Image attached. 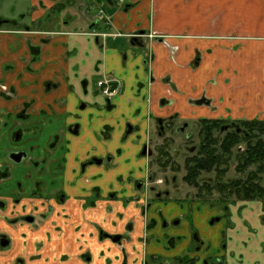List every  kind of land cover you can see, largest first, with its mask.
<instances>
[{
  "label": "crops",
  "instance_id": "crops-1",
  "mask_svg": "<svg viewBox=\"0 0 264 264\" xmlns=\"http://www.w3.org/2000/svg\"><path fill=\"white\" fill-rule=\"evenodd\" d=\"M51 1L13 0L9 11L10 0H0V80L13 95L0 98V134L8 139L14 117H26L23 147L38 148L35 161L50 157L44 190L52 195L46 206L34 200L26 208L46 214L32 225L5 221L21 207L0 213V235L9 240L0 264H264L260 201L238 202L224 217L198 204L146 205V193L130 182L147 178L138 152L158 119L264 121V0H131L127 7L89 0L95 11L88 8L78 26L51 18ZM98 10L121 36L86 34L92 25L103 31ZM138 33L144 37L130 43ZM105 77L121 86L109 110L96 86ZM18 148L0 146V173H9L1 189L29 184L22 168L3 160ZM107 155L110 163L80 171L91 156ZM115 235L119 242L108 238Z\"/></svg>",
  "mask_w": 264,
  "mask_h": 264
},
{
  "label": "flooded vegetation",
  "instance_id": "flooded-vegetation-1",
  "mask_svg": "<svg viewBox=\"0 0 264 264\" xmlns=\"http://www.w3.org/2000/svg\"><path fill=\"white\" fill-rule=\"evenodd\" d=\"M113 2L118 6L127 7L128 5H130L131 0H113ZM99 11H101L102 13L99 14ZM96 16H97V20L95 22V25L96 26L104 25L103 31H100V32L96 31L95 29H93L94 26L92 25L90 27V29L86 32V34H88L89 36H91L93 38H102V39H105L106 37H119V36H121L120 34L110 32L111 17L109 15H107L102 10H98ZM143 34L144 33H138V34L128 36L130 38V43L135 44L138 39L144 37ZM152 38H154V37H152ZM150 62H151V54L148 55V58L146 59V64L149 65ZM149 75L152 76V68L149 71ZM86 86H87V81H84L82 83V87L85 89ZM96 86L98 88L99 94L104 97L105 109L109 110V108L111 106V104H110L111 98H113L115 95H117L121 92V86H120L119 81L113 77L112 78L111 77H105L104 79L97 81ZM12 96L13 95H12L10 88L2 80H0V98L10 99ZM86 103L87 102L81 101L80 107L86 106ZM14 118H15V122L18 124V127L14 129V131L10 134L9 138L6 140L3 138V133L0 134V146L4 145L6 142V144L9 143L11 146L21 148V147H23L24 143L26 142L24 136L27 135V132L23 131V129H25V128H22V126L20 124L21 122H25L26 117L20 113V114L16 115ZM176 118H177V115H171L170 117H168L165 120H162V119L157 120V126H155L154 130L152 131V132L156 133V139L157 140H159L160 137L163 136V132H165V131L173 130L174 134H176L178 132L184 133L185 129H189L190 125L193 127V132H189L187 134V139L188 138L192 139L193 136H195V138L197 139L198 138V130H199V121H201V120L235 121V120L229 119V118H226V119L225 118H221V119H219V118L218 119L199 118L193 122L183 121V123H182L183 127H179V128L174 129L172 122L174 120H176ZM223 128L230 130L231 129L230 122L223 125ZM75 133H77V127L75 129ZM151 133H150V138H149L148 142L146 144H144L138 152L139 157L147 159V169H148L147 178L144 180L130 181V182H133L132 184L138 192L144 191L146 193V199H145L146 205L150 206V205H153L154 203H157V202L162 203V204H168V203L178 204L180 202H184V203H188L189 205L190 204H198V205H201L202 207L205 206V207L210 208L206 199H205L206 200L205 203L192 202L190 199H180V198L171 197V193L169 190L160 189V186L163 183V181L159 177H156V173L151 168V164L156 165V166L159 164V166L162 168H166L167 166H170L171 169H177V168H173V166H175V165H174L172 159L170 158V153H168L166 150H163L166 144H164V145L162 144L160 146H158L157 144H154L155 141H153V138L151 139V135H152ZM128 134H129V131H126L124 136H127ZM57 139H55V140H57ZM196 142H197L196 149L195 148L190 149L189 150L190 154H188L185 157L184 161L188 157H190L193 153H195L197 151V148L199 145V139ZM54 143L55 142L53 141L51 146H53ZM19 148L16 149L15 151L6 152L3 155V160H6L10 165L22 168L23 170L21 172V175L23 174L24 180L27 181L29 184L27 183L28 186L25 188H22L21 183H18V185H16V187H15V190H13V191H9L6 187L5 188L3 187V189L0 188V213H5L9 206H11L13 209H15L16 206L21 207L22 213H17L16 216L13 217V219L5 218V221L7 222V224H16V223L21 222V223H27V224L32 225L36 221H39L42 218H44L46 214L36 215L35 211L38 209V207L35 204L32 206V209L28 213H25L26 208L28 206L32 205L33 204L32 201H34V200H39V201L41 200L42 203L44 204L43 206H46V204L49 203L50 197L52 196V195L45 194V190H44V189H46V186H47V179H45V177L50 175V169L46 168V166H45L46 163L48 162L49 156L44 157L41 160V162L35 161V159L32 158V153H33V151H36L38 148L37 149L36 148L35 149L24 148V147L21 149H19ZM111 158H112L111 155H107L105 157L91 156L89 159H87L86 162H83L80 164V171L83 172L88 166H100V165H103L104 163H110ZM61 168H64V167L61 166ZM173 171H176V170H173ZM183 171H184V174H183V176H184L185 175L184 162H183ZM183 176H182V178H183ZM39 177H41L42 181H39ZM7 178H9V173L7 170H6V172L0 173V182L6 180ZM182 178H181V180H182ZM200 179H201V181H204V180H202V176ZM213 180H212V182H213ZM172 181H173V179H172ZM205 181H207V180L205 179ZM183 183L188 185L184 181H183ZM188 186H190V185H188ZM28 187L29 188L31 187L30 191L27 189ZM190 187L194 188L193 186H190ZM94 188L99 192L101 191V187H99V186L93 187V189ZM194 189L197 190L196 195L199 197L200 195H203V193L200 191H202V189H205V188H200V189L194 188ZM14 191H18V192L14 193ZM214 193H212V194H214ZM56 194H55V196H56L55 200L63 201V199L65 198L64 194L63 193H56ZM112 194L113 193H111L109 195V197H111ZM53 199H54V197H52V200ZM250 201L251 200H244V201L236 200L234 202L231 201L230 203H227V204L222 203L221 206L225 205V207L222 206L223 209H226V208L229 209V207L236 205L238 202H250ZM9 202L11 203V205H9ZM218 204H220L219 201L216 202L215 207H217ZM50 208L51 207L48 206V209H50ZM108 238L110 240H112L113 242H119L120 241L119 235L108 236ZM115 238H118V239L114 240ZM8 241L9 240L6 238L5 235H3V234L0 235V247H6L8 245ZM21 262L22 261L19 260V261H16L14 264H19Z\"/></svg>",
  "mask_w": 264,
  "mask_h": 264
},
{
  "label": "trees",
  "instance_id": "trees-1",
  "mask_svg": "<svg viewBox=\"0 0 264 264\" xmlns=\"http://www.w3.org/2000/svg\"><path fill=\"white\" fill-rule=\"evenodd\" d=\"M231 129L223 128L229 123ZM197 151L184 161L182 180L194 188L217 193L224 201H260L264 208V121L201 120ZM240 177L224 181L230 161ZM177 170V169H173ZM214 174L213 182L201 181L204 174Z\"/></svg>",
  "mask_w": 264,
  "mask_h": 264
},
{
  "label": "rangeland",
  "instance_id": "rangeland-1",
  "mask_svg": "<svg viewBox=\"0 0 264 264\" xmlns=\"http://www.w3.org/2000/svg\"><path fill=\"white\" fill-rule=\"evenodd\" d=\"M10 2H5L4 5L6 6ZM53 1V2H52ZM51 1L50 9L48 10V15L51 18L56 19L60 22H67L69 21L71 25L78 26L80 24L85 23L83 16H85V13H87V9L89 8L92 10V12L95 11L94 7L91 6V4L88 1H81V0H57ZM3 5V4H2ZM3 5V6H4ZM13 2L9 5V11L12 10ZM76 24V25H75ZM163 38V37H161ZM159 38L163 41V39ZM149 39H152V36H149ZM155 39V38H154ZM173 128H179L183 127L182 123L183 120H180L176 118L173 122ZM152 132V131H151ZM189 132H193V127L190 125L189 129H185L184 133H176L174 134L173 130L165 131L163 132V136L160 137L159 140L156 139V133L152 132L151 139L153 138L154 144L165 145L163 150H166L168 153H170V158L172 159L175 166L173 168H177L176 171H173V169L170 168V166H167L166 168H162L159 166V164L152 165L151 168L156 173V177H159L162 179L163 183L160 186V189L162 190H169L171 193V197L174 198H180V199H190L192 202H202L205 203L207 200V203L209 204L210 208H217L221 209V212L223 213V216L225 217V212H227L228 208L223 209L225 205L221 206L218 204V207H215L217 201H221L222 198L219 194L214 193L212 195H207V192L205 189H202L203 195H200L199 197L196 195L197 190L184 184L181 180L184 171H183V162L185 157L190 154L189 150L195 148L197 146V140L195 136L187 139V134ZM155 176V175H154ZM237 177H240L239 174L235 171V160L232 159L229 163V170L227 171L226 175L223 177L224 181H230L232 179H235ZM164 178V179H163ZM173 179V181H172ZM205 179L209 182H212L214 179V174H204L202 176V180L205 181ZM206 199V200H205ZM234 197H230L228 200L226 199L223 204L230 203Z\"/></svg>",
  "mask_w": 264,
  "mask_h": 264
},
{
  "label": "built area",
  "instance_id": "built-area-1",
  "mask_svg": "<svg viewBox=\"0 0 264 264\" xmlns=\"http://www.w3.org/2000/svg\"><path fill=\"white\" fill-rule=\"evenodd\" d=\"M102 12L101 11H99V14H101Z\"/></svg>",
  "mask_w": 264,
  "mask_h": 264
},
{
  "label": "water",
  "instance_id": "water-1",
  "mask_svg": "<svg viewBox=\"0 0 264 264\" xmlns=\"http://www.w3.org/2000/svg\"><path fill=\"white\" fill-rule=\"evenodd\" d=\"M118 238H115L114 240H117Z\"/></svg>",
  "mask_w": 264,
  "mask_h": 264
}]
</instances>
